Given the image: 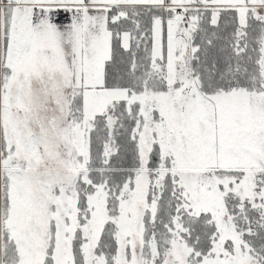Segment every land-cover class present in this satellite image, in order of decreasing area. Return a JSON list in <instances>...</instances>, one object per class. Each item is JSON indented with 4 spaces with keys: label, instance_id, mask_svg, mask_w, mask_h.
I'll list each match as a JSON object with an SVG mask.
<instances>
[{
    "label": "snow or ice",
    "instance_id": "snow-or-ice-1",
    "mask_svg": "<svg viewBox=\"0 0 264 264\" xmlns=\"http://www.w3.org/2000/svg\"><path fill=\"white\" fill-rule=\"evenodd\" d=\"M0 264H264V0H0Z\"/></svg>",
    "mask_w": 264,
    "mask_h": 264
}]
</instances>
